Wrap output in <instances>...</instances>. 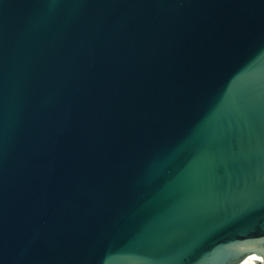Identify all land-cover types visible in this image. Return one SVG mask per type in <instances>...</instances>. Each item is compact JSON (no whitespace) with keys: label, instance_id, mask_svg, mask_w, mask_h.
Returning <instances> with one entry per match:
<instances>
[{"label":"water","instance_id":"1","mask_svg":"<svg viewBox=\"0 0 264 264\" xmlns=\"http://www.w3.org/2000/svg\"><path fill=\"white\" fill-rule=\"evenodd\" d=\"M264 259V0H0V264Z\"/></svg>","mask_w":264,"mask_h":264},{"label":"flooded vegetation","instance_id":"2","mask_svg":"<svg viewBox=\"0 0 264 264\" xmlns=\"http://www.w3.org/2000/svg\"><path fill=\"white\" fill-rule=\"evenodd\" d=\"M258 262H253L252 264H264V259L262 257H257Z\"/></svg>","mask_w":264,"mask_h":264}]
</instances>
